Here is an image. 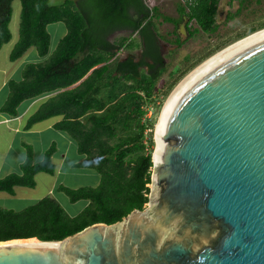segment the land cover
<instances>
[{"label":"water","instance_id":"1","mask_svg":"<svg viewBox=\"0 0 264 264\" xmlns=\"http://www.w3.org/2000/svg\"><path fill=\"white\" fill-rule=\"evenodd\" d=\"M225 47L160 108L145 207L59 240H0V264H264V27Z\"/></svg>","mask_w":264,"mask_h":264},{"label":"trees","instance_id":"2","mask_svg":"<svg viewBox=\"0 0 264 264\" xmlns=\"http://www.w3.org/2000/svg\"><path fill=\"white\" fill-rule=\"evenodd\" d=\"M19 1V33L9 53L11 60L30 46L36 48L39 56L46 55L50 41L49 23L63 22L66 32L44 60L26 63L21 70V79L7 82L8 94L0 112L16 116L21 101L65 88L90 71L74 87L46 97L26 118L25 124L28 128L34 122L61 115L53 127L65 131L75 141L77 151L84 154L76 166L95 169L99 173V182L95 186L76 188L61 184L58 190L63 191L71 202L86 199L87 204L74 215L67 214L49 195L18 210L0 206V240L26 237L59 240L95 222L110 224L118 221L132 209H141L148 200L152 150L146 143H153L152 131L147 142L144 135L147 128H153L154 118L146 116V105L151 103L153 108L159 107V103H155L157 83L165 69L152 20L160 13L155 6L148 7L144 0H62L57 4H51L49 0ZM244 1L238 0L241 5ZM11 2L0 0V47L11 38ZM219 2L192 0L188 11L177 4L178 19L184 16L186 26L191 19L197 24L192 29L187 26V37L198 30L204 33L216 31ZM239 8L226 18H233ZM163 19L178 20L167 15ZM261 27H264V21L250 27L247 33ZM119 30L130 33L109 38ZM133 33L143 40L139 58L134 60V55L129 53L118 59L116 53L120 48L132 49L140 44L134 42ZM247 33H240L237 38ZM175 42L177 46L182 43L179 38ZM212 52L193 60L188 67H193ZM184 73L174 78L164 93ZM26 151L19 172L0 177V191L11 193L15 185L32 187L35 173L54 172L51 161L54 144L49 145L43 157L35 162L31 158L30 145H26Z\"/></svg>","mask_w":264,"mask_h":264},{"label":"rangeland","instance_id":"3","mask_svg":"<svg viewBox=\"0 0 264 264\" xmlns=\"http://www.w3.org/2000/svg\"><path fill=\"white\" fill-rule=\"evenodd\" d=\"M61 1L62 0H49L51 4H57ZM178 1L179 0H144L148 7L155 6L160 13L159 16L153 18L152 20L154 21V25L156 27L158 35L161 36L160 39L158 38V44L160 47V52L163 56L162 65L165 67L158 78L159 82L161 83H157L159 85V89L157 91L158 98L156 99L155 103L156 105L159 103V107L155 109L153 108V105L151 103L146 105V116H152L154 118V123L156 121L159 110L170 90L186 73H188L194 66H196L194 65L191 68L188 67L190 66L191 62H193V60L205 56L212 51V53H214L215 51L222 49L226 45L237 40V36L240 33H247L250 27H256L264 21V0H245L242 5L238 2V0H232L231 2H228V0H220L216 14V23L218 25L216 31L213 33H204L203 31L198 30L192 36H190V38L187 37V34L182 37L184 34L182 35L181 33H179L180 38H182V43L180 46H177L174 42L175 34L172 32L173 25L164 20L163 16L167 15L176 17V6L177 4H179ZM11 7L12 11L9 21V30L11 32L12 40L3 43L0 47V68L3 67L8 70L10 74L9 78L17 79L18 76H20L18 75V73L21 72L25 63L34 62V60H36V58L39 56L36 54H32L35 51V47L32 46V48H29L28 52H26V54H24V56L22 57L14 60L8 58V53H10V50L14 44L13 42L18 39L20 1L13 0L11 2ZM238 7H240V10L234 15L233 18H226L228 14L233 13ZM188 27L192 29L194 27H197V24L195 23V21H191V24L188 25ZM47 30L49 32L50 43L51 45H53L66 32V27L63 22L58 21L49 23L47 25ZM129 33V30H119L113 32L109 38L113 39L122 35H129ZM135 38H138V36L135 35ZM133 40L135 41V39ZM138 42H140V40ZM217 47L218 49H216ZM214 49L216 50L214 51ZM126 50L127 49L123 48L122 50L117 51V57H124L127 53ZM131 52L134 55V58H139L140 47L138 46L132 48ZM146 70L147 68L144 69V71ZM183 71H185V73L180 76V78L166 93H164L167 89V85ZM1 75L2 74L0 71V76ZM1 80L2 78H0V82ZM5 94V88H2L0 90V103L3 102V99L6 96ZM37 104L38 103L33 106L34 108H30L27 111V114L31 113L37 107ZM58 117L59 116H51L49 118L36 122L32 126L34 127V129L41 128L47 123L57 120ZM13 124L14 122H6L0 124V151H3L7 148V145H9L11 141V135L13 136V138L9 149L16 148L18 147L19 142L21 144V141H25L31 146V158L34 161L39 160L43 157L45 150L49 147V145H51V141L53 139L57 140H54V150L57 142L58 144H60V140L54 136L52 130H44L40 134L34 133L35 131H27L26 134H22V131L14 132L13 130H5L7 129V127L12 126ZM149 132L150 131L145 132L144 135V140L146 142L147 137L149 136ZM68 139L69 141H73L72 143H75V141L70 136ZM146 145L149 149L153 150L154 142L151 145H149V143H146ZM26 153L25 156L23 155L20 157V160L25 159ZM58 154L59 153L56 152L55 156L52 158V162L55 166L54 172L52 174L46 172L35 173L34 186L28 187L17 185L14 187L13 194H9L5 191H0V206L18 210L27 206L28 204L35 202L43 196L49 195L63 207L67 214L73 215L79 212L87 204L88 201L86 199H78L74 202H71L68 196L63 191L58 190V186L61 184L71 188H76L79 186H94L98 182L99 174L93 168L74 165L77 161L81 160L80 156H82L77 152L75 144H72L68 147V151L66 152L63 160H61V157ZM0 157H2V155ZM12 157L13 154L11 151L6 153L2 158L3 160L5 158L6 160H10L12 159ZM5 163L7 164H3L0 168V174L4 173L10 168H17V165H15V163ZM5 167L8 168L4 169ZM11 171L13 172V169L9 170V172ZM145 206L146 203L143 204V207Z\"/></svg>","mask_w":264,"mask_h":264},{"label":"crops","instance_id":"4","mask_svg":"<svg viewBox=\"0 0 264 264\" xmlns=\"http://www.w3.org/2000/svg\"><path fill=\"white\" fill-rule=\"evenodd\" d=\"M13 1V0H12ZM177 12V11H176ZM171 17V16H170ZM172 18H174V19H178V13H177V16L176 17H172ZM169 23H171L172 25H173V30H172V32L175 34V39L176 38H179L180 40L182 39V38H180V36H179V33H181L183 36L182 37H184L186 34H187V26L185 25V21L184 20H180V19H178L176 22H174V21H168ZM156 32H157V30H156ZM135 34V33H134ZM133 34V36L131 35V37L133 38V39H135V43H138V41L140 40V44L139 45H141V46H139V45H137V46H134V47H140V52H141V50H142V46H143V40H142V38L140 37V35L139 34H135L136 36H138V38H139V40H138V38H135V35ZM158 38L160 39L161 38V36L160 35H157V39H156V41H157V44H158ZM190 38V37H189ZM175 39H174V42H175ZM188 39V38H187ZM12 40V38L10 39V41ZM58 41V40H57ZM182 41V40H181ZM15 42V41H14ZM13 42V43H14ZM185 42H186V40H185ZM57 43V42H56ZM56 43L55 44H53V45H51V43H50V41H49V48H48V52H47V54L46 55H44V56H39V54L37 53V50H36V48H35V51H34V53H32V54H36V55H38L39 57H37L36 58V60H34V62H39V61H42V60H44L47 56H48V54H50V52H52V50L55 48V46H56ZM175 44H176V42H175ZM177 45V44H176ZM158 46H159V44H158ZM133 47V48H134ZM29 48H32V46H30V47H28L19 57H17L16 59H18V58H20V57H22V56H24V54H26V52H28V50H29ZM124 48V47H123ZM123 48H120L119 50H122ZM124 49H127L126 51H127V53H126V55L127 54H129V53H132L131 52V49H128V48H124ZM118 50V51H119ZM126 55L124 56V57H126ZM162 55V54H161ZM116 57H117V55H116ZM124 57H121V58H118V59H122V58H124ZM8 58H9V53H8ZM138 58H134V60H137ZM148 61H149V59H147ZM28 63V62H27ZM26 64V63H25ZM143 69H146V66H144L143 67ZM0 71H1V76H0V78H2V80H1V82H0V90L2 89V88H5V91H6V96L4 97V99H3V102L5 101V99H6V97H7V94H8V88L6 87L7 86V82L10 80V79H12V78H9V76H10V74H9V72H8V70L7 69H5V68H0ZM19 72V71H18ZM90 71H88L81 79H79L78 81H76V82H74L73 84H71V85H69V86H66L65 88H60V89H57V90H54V91H52V92H49V93H43V94H40V95H38V96H35V97H33V98H28V99H25V100H23V101H21L20 103H19V105L17 106V115L16 116H10V115H7V114H5V113H2V112H0V124H2V123H6V122H14V124L12 125V126H9V127H7V129H5L6 131L8 130V131H14V132H19V131H22V134H26V132L28 131H35L34 133H37V134H40L41 132H43L44 130H52V132L54 133V136L57 138V139H59L60 140V144H58V142H57V145H56V147H55V150L53 151V153L51 154V161H52V158L55 156V153L56 152H58L59 154V156L61 157V160H63V158L65 157V155H66V152L68 151V147L69 146H71L72 144H75V147H76V150H77V146H76V143H72L73 141H69V136H68V134L65 132V131H63V130H59V129H56V128H54L53 127V124L55 123V122H57L60 118H61V115H53V116H59L58 117V119L57 120H55V121H52V122H49V123H47L45 126H43V127H41V128H35L34 129V127L32 126L33 124H35L36 122H34L32 125H30L28 128H26L25 127V124H26V118L31 114V113H33L35 110H36V108L38 107V105L46 98V97H48V96H50V95H53L54 93H56V92H58V91H61V90H63V89H69V88H72V87H74L75 85H77L88 73H89ZM11 73H13V72H11ZM18 75H20V76H18V78L17 79H14V80H19V79H21L22 78V76H21V72L20 73H18ZM3 102H1L0 103V106L3 104ZM36 103H38L37 104V107L31 112V113H29V114H27V111L30 109V108H34L33 106L34 105H36ZM27 114V115H26ZM51 117V116H50ZM25 118V119H24ZM49 118V117H48ZM46 119V118H45ZM23 120V121H22ZM41 121V120H40ZM38 122V121H37ZM11 137V141H12V138H13V136L11 135L10 136ZM55 139H53L52 141H51V144H54V146H55V141H57V140H55ZM11 141H10V143H9V145H7V148L5 149V150H3V151H0V156L2 155V157H4L5 156V154L6 153H8V152H11L12 151V154H13V157H12V159H8V160H6V158L3 160V158L2 157H0V168H1V166L3 165V164H7V163H5V162H10V164L11 163H15V165H17V168H10V169H8V170H6L4 173H2V174H0V177H2V176H4V175H6V174H8V173H10L9 172V170H12L13 169V172H19V170H20V163L24 160H20V157L21 156H25V153H26V145H29V144H27L25 141H21V144H20V142L18 143V147H16V148H13V149H9V146H10V144H11ZM48 147V146H47ZM78 152V151H77ZM79 153V152H78ZM81 154V153H80ZM82 156H80V159H82L83 157H84V154H81ZM58 156V157H59ZM2 158V159H1ZM40 160V159H39ZM34 161V160H33ZM36 161H38V160H36ZM80 161V160H79ZM35 162V161H34ZM78 162V161H77ZM76 162V163H77ZM76 163L74 164L75 166H76ZM54 164V163H53ZM55 167V166H54ZM8 167H5L4 169H7ZM12 172V171H11ZM99 174V173H98ZM98 182H99V178H98ZM97 182V183H98ZM96 185V184H95ZM94 185V186H95ZM15 186H17V185H15ZM14 186V187H15ZM14 187H13V192H14ZM6 192V191H5ZM13 192H11V193H9V194H13ZM74 215V214H73Z\"/></svg>","mask_w":264,"mask_h":264},{"label":"built area","instance_id":"5","mask_svg":"<svg viewBox=\"0 0 264 264\" xmlns=\"http://www.w3.org/2000/svg\"><path fill=\"white\" fill-rule=\"evenodd\" d=\"M191 2H192V0H179V1H178V3H179L181 6H183V8H184L185 11H188V4H190ZM191 21H193V19H191V20L189 21V25L191 24ZM147 131H152V129H151V128H147V129L145 130V132H147Z\"/></svg>","mask_w":264,"mask_h":264},{"label":"bare ground","instance_id":"6","mask_svg":"<svg viewBox=\"0 0 264 264\" xmlns=\"http://www.w3.org/2000/svg\"><path fill=\"white\" fill-rule=\"evenodd\" d=\"M225 48H227V47H224L223 49H225ZM223 49H222V50H223ZM222 50H220V51H222ZM220 51H218V52H220ZM218 52H217V53H218ZM217 53H215V54H217ZM215 54H213V55H215ZM213 55H212V56H213ZM210 57H211V56H210ZM210 57H209V58H210ZM207 59H208V58H207ZM205 60H206V59H205ZM205 60H204V61H205ZM194 68H195V67H194ZM191 70H192V69H191ZM191 70H190V71H191ZM190 71H189V72H190ZM189 72H188V73H189ZM186 74H187V73H186ZM186 74H185V75H186ZM185 75H184V76H185ZM184 76H183V77H184ZM183 77H182V78H183ZM182 78H181V79H182ZM164 102H165V101H164ZM156 123H157V122H156Z\"/></svg>","mask_w":264,"mask_h":264},{"label":"flooded vegetation","instance_id":"7","mask_svg":"<svg viewBox=\"0 0 264 264\" xmlns=\"http://www.w3.org/2000/svg\"><path fill=\"white\" fill-rule=\"evenodd\" d=\"M182 20H184V21H186V19H185V17L184 16H181V21ZM190 21V20H189ZM189 21H187V26L189 25ZM193 21H194V19H193ZM196 23V22H195ZM160 48V47H159Z\"/></svg>","mask_w":264,"mask_h":264}]
</instances>
